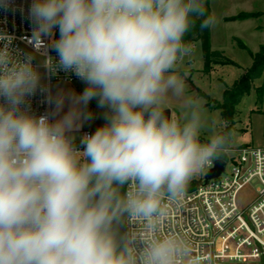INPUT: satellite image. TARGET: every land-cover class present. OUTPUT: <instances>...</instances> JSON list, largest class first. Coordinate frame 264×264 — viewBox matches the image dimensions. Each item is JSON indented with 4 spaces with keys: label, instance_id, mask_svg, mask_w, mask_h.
<instances>
[{
    "label": "clouds",
    "instance_id": "1",
    "mask_svg": "<svg viewBox=\"0 0 264 264\" xmlns=\"http://www.w3.org/2000/svg\"><path fill=\"white\" fill-rule=\"evenodd\" d=\"M204 15V0H33V35L60 32L59 60L44 67L74 71L88 87L61 119L32 115L22 105L40 74L31 58L0 50V264H198L189 242L161 226L233 134L191 99L181 118L162 105L184 95V37ZM216 23L208 15L200 27ZM97 97L108 122L80 151L78 106ZM205 129L213 134L202 142ZM125 222L139 232L120 234Z\"/></svg>",
    "mask_w": 264,
    "mask_h": 264
},
{
    "label": "built area",
    "instance_id": "2",
    "mask_svg": "<svg viewBox=\"0 0 264 264\" xmlns=\"http://www.w3.org/2000/svg\"><path fill=\"white\" fill-rule=\"evenodd\" d=\"M33 0H0V50L7 49L13 60L31 58L32 54L52 57L58 62L53 47L60 38L56 28L50 35L37 39L33 35L34 23L30 17ZM45 82L27 96L22 108L30 114L47 116L52 121V92L54 84H79L86 81L74 71L57 69L49 72L45 67ZM0 103L3 99L0 98ZM75 146L83 151L81 143L89 130L72 133ZM216 161L225 167L217 180L204 184V179L215 168ZM204 177L188 186L186 194L168 204V215L162 223L161 234H174L186 239L191 247V257L198 264H264V149L230 148L229 152L206 167ZM251 195L247 200L242 198ZM125 232L140 226L125 222Z\"/></svg>",
    "mask_w": 264,
    "mask_h": 264
},
{
    "label": "rangeland",
    "instance_id": "3",
    "mask_svg": "<svg viewBox=\"0 0 264 264\" xmlns=\"http://www.w3.org/2000/svg\"><path fill=\"white\" fill-rule=\"evenodd\" d=\"M211 15L217 23L211 27V48L213 52L222 53L227 61L233 65L212 64L209 73L204 71L205 59L203 47L200 43L190 46V53L178 64L177 73L183 77L185 92L181 97L169 93L162 105L163 110L171 111V116L181 118L185 111L187 99L195 101L209 124L215 126L216 131H225L230 127L232 136L231 148H263L264 149V92L260 100L258 89L264 87V79L256 81L251 93L245 97L236 109L233 122L228 126L223 122L218 104L223 103L224 92L230 89L236 81L252 65L253 55L258 53L264 45V0H209ZM243 15H251L247 19H236ZM238 40L247 50L238 45ZM36 64L40 67V81L45 82V59L32 54ZM215 62H218L217 60ZM88 87L87 82L79 84H54L52 92V121L61 119L73 106V98L82 95ZM64 97L62 107L57 110L56 99ZM83 116L78 133L89 130L92 134L105 125L109 109L99 105V99L93 98L87 106L79 105ZM90 114V115H88ZM87 116L88 118H84ZM226 125V127H225ZM212 131L205 129L201 133V141L207 142ZM204 173L192 179L189 185L197 184ZM251 195L242 198L247 200Z\"/></svg>",
    "mask_w": 264,
    "mask_h": 264
},
{
    "label": "trees",
    "instance_id": "4",
    "mask_svg": "<svg viewBox=\"0 0 264 264\" xmlns=\"http://www.w3.org/2000/svg\"><path fill=\"white\" fill-rule=\"evenodd\" d=\"M205 7V15L196 17L195 26L185 35L184 42L189 47L200 43L203 47L204 59H205V68L204 71L209 73L212 68V64L216 63L217 65H233L232 62L227 61L222 53L213 52L211 48V30L209 28L202 29L200 27L201 22L208 15H211L210 3L209 0H204ZM252 17L251 15H243L236 19H247ZM238 45L241 49L247 50L241 41L238 40ZM251 54L252 57V65L251 67L245 71V73L240 77L238 81L234 83V85L226 90L223 95V103L218 104V109L221 111V116L223 122L228 126L233 122V118L236 114V109L242 102V100L247 97L251 91L253 90V85L256 81L264 79V45L260 47V50L256 54ZM218 62H215V61ZM264 92V87H260L258 89V95L261 100ZM225 131H230V127H228ZM123 191V189H122ZM125 224V223H124ZM119 233H125L124 225L119 227Z\"/></svg>",
    "mask_w": 264,
    "mask_h": 264
},
{
    "label": "water",
    "instance_id": "5",
    "mask_svg": "<svg viewBox=\"0 0 264 264\" xmlns=\"http://www.w3.org/2000/svg\"><path fill=\"white\" fill-rule=\"evenodd\" d=\"M60 35V33H59ZM165 115L171 117V111L165 110ZM225 167V163L223 161H216L215 168L206 176L204 179V184L207 185L212 180H217V178L221 175Z\"/></svg>",
    "mask_w": 264,
    "mask_h": 264
},
{
    "label": "crops",
    "instance_id": "6",
    "mask_svg": "<svg viewBox=\"0 0 264 264\" xmlns=\"http://www.w3.org/2000/svg\"><path fill=\"white\" fill-rule=\"evenodd\" d=\"M195 185V184H194ZM189 186H193V185H189Z\"/></svg>",
    "mask_w": 264,
    "mask_h": 264
}]
</instances>
